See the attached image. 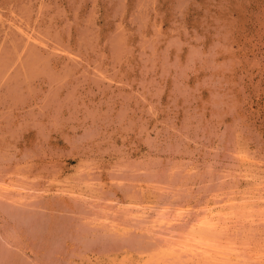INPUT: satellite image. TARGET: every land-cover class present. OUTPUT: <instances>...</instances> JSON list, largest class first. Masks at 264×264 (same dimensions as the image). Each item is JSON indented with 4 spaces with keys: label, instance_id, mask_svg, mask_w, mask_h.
<instances>
[{
    "label": "rangeland",
    "instance_id": "rangeland-1",
    "mask_svg": "<svg viewBox=\"0 0 264 264\" xmlns=\"http://www.w3.org/2000/svg\"><path fill=\"white\" fill-rule=\"evenodd\" d=\"M263 195L264 0H0V264H264Z\"/></svg>",
    "mask_w": 264,
    "mask_h": 264
},
{
    "label": "bare ground",
    "instance_id": "bare-ground-1",
    "mask_svg": "<svg viewBox=\"0 0 264 264\" xmlns=\"http://www.w3.org/2000/svg\"><path fill=\"white\" fill-rule=\"evenodd\" d=\"M4 191H5V190H4ZM67 191H68V190H67ZM69 191H70V190H69ZM1 196H2V195H1ZM263 196H264V195H263ZM254 197H255V196H254ZM2 198H3V197H2ZM253 201H254V200H253ZM235 203H236V202H235ZM260 203H261V202H260ZM263 204H264V203H263ZM254 208H255V207H254ZM105 213H106V212H105ZM183 213H185V212H183ZM225 214H226V213H225ZM12 215H13V214H12ZM178 215H179V214H178ZM183 215H185V214H183ZM207 215H208V218L211 219V221L208 219V221H207V223H206V224H207V227H209L208 229H212L213 227H212L210 224H211V223H212V224H216V223L218 224V222H220V221H219V219H217L218 222L215 223V221H216L215 219H216V216H217V215H215V213L213 214V210H210V211L207 213ZM218 215H219V214H218ZM222 215H224V213L221 214V216H222ZM14 216H15V215H14ZM16 217H17V215H16ZM18 217H19V216H18ZM178 217H179V216H178ZM181 217H182V215H181ZM181 217H180V219H181ZM201 218H202V217H201ZM204 218H206V217H204ZM218 218H219V217H218ZM206 219H207V218H206ZM112 220H113V219H112ZM213 220H214V221H213ZM223 220H225V219H223ZM228 220H229V219H228ZM108 221H109V220H108ZM175 221H176V220H175ZM201 221H202V219H201ZM203 221H205V220H203ZM203 221H202V222H203ZM212 221H213V222H212ZM192 222H193V221H192ZM199 222H200V221H199ZM199 222H198L197 224H199ZM35 223H36V222H35ZM164 223H165V222H164ZM166 223H167V222H166ZM190 223H191V222H190ZM203 223H204V222H203ZM209 223H210V224H209ZM220 223H221V222H220ZM224 223H225V222H224ZM228 223H229V222H228ZM108 224H109V223H108ZM204 224H205V223H204ZM206 224H205V225H206ZM193 225H195V224H193ZM200 225H202V224H200ZM222 225H223V223H222ZM188 226H189V224H188ZM197 226H198V225H197ZM203 226H204V225H203ZM203 226H202V230H205V229H203V228H205V227H203ZM210 226H211L212 228H211ZM218 226H219V225H218ZM218 226H215V227L218 228ZM220 226H221V224H220ZM220 226H219V228H220ZM199 227H200V226H199ZM207 227H206V228H207ZM196 228H197V227H196ZM221 229H222V226H221ZM45 230H46V229H45ZM165 230H166V229H165ZM212 230H213V229H212ZM212 230H211V231H212ZM215 230H217V229H214L213 231H215ZM166 231H167V230H166ZM213 231H212V232H213ZM208 232H210V231L208 230ZM172 233H173V232H172ZM174 236H175V235H174ZM167 238H168V236H167ZM171 238H173V237H171ZM208 239H209V238H208ZM211 239H212V238H211ZM173 240H174V239H173ZM190 240H194V239H189V241H187V242H190ZM171 241H172V240H171ZM175 241H176V240H175ZM175 241H174V242H175ZM178 241H179V240H178ZM178 241H177V242H178ZM194 241H197V240H194ZM194 241H191V242H194ZM167 242H169V241H167ZM197 242H198L199 245H197V247H196L195 249H194V248L189 249L191 253H190V252L187 253V254H189V255H188V256H189L188 259H189L190 256H191L190 260L193 259V258H194V260H196V261H194V263L197 262L199 259H201L199 262H201V261H203V260H204V261H205V260H207V261H211L212 259L215 260V259H218V258L220 257L219 255H222V254H223V253H220V254H219L218 252H221V251L223 252L224 249H223V250L221 249V251H217V250H216L217 253H218V256H219V257H217V255H214V254L211 252V251H214V247H215L214 245H212V244H208V245H210V246H209L210 248H209V247H206V245H207L206 242H207V241H203V242L201 243V244H203V243L206 244L205 246H204V244H203V245H200L199 240H198ZM172 243H173V242H172ZM208 243H210V242H208ZM185 244H186V243H185ZM188 244H189V243H188ZM195 244H196V242H195ZM191 245H194V244L191 243ZM208 245H207V246H208ZM211 245H212V246H211ZM182 246H185V245H180V247H181V248L179 247L180 250L183 249ZM186 246H188V245H186ZM194 246H195V245H194ZM188 248H189V247H188ZM212 248H213V249H212ZM189 250H188V251H189ZM219 250H220V249H219ZM183 251H184V249H183ZM188 251H186V252H188ZM229 251H230V250H229ZM224 252H225V251H224ZM169 253H172V252H169ZM187 254H186V255H187ZM215 254H216V252H215ZM225 254H226V257H227V256L229 255V252H226ZM227 254H228V255H227ZM230 254H231V252H230ZM231 255H232V254H231ZM235 256H236V255H235ZM235 256H234V257H235ZM192 257H193V258H192ZM196 257H197L198 259H197ZM231 257H232V256H231ZM195 258H196V259H195ZM188 259H187V260H188ZM188 262H192V261H189V260H188ZM194 263H192V264H194ZM190 264H191V263H190ZM195 264H196V263H195Z\"/></svg>",
    "mask_w": 264,
    "mask_h": 264
}]
</instances>
